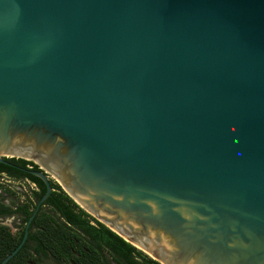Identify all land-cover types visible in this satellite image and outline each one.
<instances>
[{
	"label": "water",
	"instance_id": "95a60500",
	"mask_svg": "<svg viewBox=\"0 0 264 264\" xmlns=\"http://www.w3.org/2000/svg\"><path fill=\"white\" fill-rule=\"evenodd\" d=\"M7 158L159 264H264V0H0Z\"/></svg>",
	"mask_w": 264,
	"mask_h": 264
},
{
	"label": "trees",
	"instance_id": "16d2710c",
	"mask_svg": "<svg viewBox=\"0 0 264 264\" xmlns=\"http://www.w3.org/2000/svg\"><path fill=\"white\" fill-rule=\"evenodd\" d=\"M2 170L9 168L0 164ZM25 176L39 188L30 195L33 208V199L42 197L45 185L31 174ZM51 185L50 195L29 226L25 243L6 264H43L44 258H51L57 264H159L86 213L59 185L53 182ZM0 212L16 211L0 204ZM31 212L28 206L23 210L26 216ZM22 236L23 230L13 235L7 226H0V261L18 245Z\"/></svg>",
	"mask_w": 264,
	"mask_h": 264
},
{
	"label": "flooded vegetation",
	"instance_id": "af4514ba",
	"mask_svg": "<svg viewBox=\"0 0 264 264\" xmlns=\"http://www.w3.org/2000/svg\"><path fill=\"white\" fill-rule=\"evenodd\" d=\"M7 158L6 160L10 162L11 165L5 166L9 168V170H2L0 171V204L7 206L11 209H13L16 212L10 213V212H0V226H7L9 228V231L13 235H19L21 231L26 228V224L30 220V224L36 214V212L40 209L42 206V203H39L40 199L35 201L33 199V205L34 207H30L31 203L29 201L30 195L33 191H38L39 188L37 184L34 182H31L28 180V178L25 176L27 173L25 170H33L38 169V166L34 164L30 160L22 159V158ZM5 177V178H4ZM52 182V181H51ZM16 183L18 186H24L26 185L28 187V190L24 192L23 196H16L12 192L8 191L9 189L14 191L10 187V184ZM18 186H16L18 188ZM28 206V212L32 211L31 214L26 216L23 214V210L25 207ZM27 218V219H26ZM4 221H7L5 223ZM29 232V228H28ZM45 259V258H44Z\"/></svg>",
	"mask_w": 264,
	"mask_h": 264
},
{
	"label": "rangeland",
	"instance_id": "374dc122",
	"mask_svg": "<svg viewBox=\"0 0 264 264\" xmlns=\"http://www.w3.org/2000/svg\"><path fill=\"white\" fill-rule=\"evenodd\" d=\"M5 178V177H4ZM50 179V181H52L53 183H55V184H57V185H59L60 186V184H59V182L55 179V178H53V177H50L49 178ZM16 186H18L16 183H14V184H10V187L12 188V189H14V191H13V194H15L16 196H23L24 195V192L26 191V190H28V187L26 186V185H24V186H18V188L16 187ZM61 187V186H60ZM5 223H7V221H4ZM138 249V248H137ZM144 253V252H143ZM147 256H149L148 254H146ZM150 257V256H149ZM43 264H57V263H55L51 258H45V259H43Z\"/></svg>",
	"mask_w": 264,
	"mask_h": 264
}]
</instances>
